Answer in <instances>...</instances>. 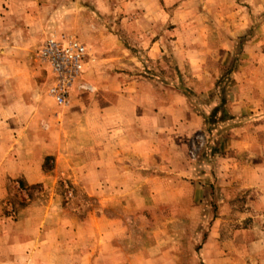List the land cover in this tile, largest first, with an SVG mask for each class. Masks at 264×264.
<instances>
[{
  "label": "crops",
  "instance_id": "crops-1",
  "mask_svg": "<svg viewBox=\"0 0 264 264\" xmlns=\"http://www.w3.org/2000/svg\"><path fill=\"white\" fill-rule=\"evenodd\" d=\"M44 7L0 0L2 20L18 18L36 38L58 17ZM149 30L136 28L134 52L111 33L94 38L95 61L66 107L47 90L3 107L0 200L19 208L10 202L17 217L0 218V264H264V56L237 58L231 45L233 57L210 69L178 61L202 83L195 98L148 72L168 46ZM204 130L215 144L205 168L188 157ZM36 186L48 196L33 198ZM80 194L97 202L82 216L72 209Z\"/></svg>",
  "mask_w": 264,
  "mask_h": 264
},
{
  "label": "rangeland",
  "instance_id": "rangeland-1",
  "mask_svg": "<svg viewBox=\"0 0 264 264\" xmlns=\"http://www.w3.org/2000/svg\"><path fill=\"white\" fill-rule=\"evenodd\" d=\"M37 2L39 6L46 4L44 15L51 13L53 15L58 10V17L49 22L48 35L53 32H65L76 36L88 48L90 55L88 63L95 61L93 52L91 53L94 50V38L99 39L111 33L117 39L121 52L124 50L134 52L136 49L140 50L138 39L141 37L135 33L137 27L151 29L149 31L152 32L154 40H160L165 32L164 42L168 44L165 54L161 59L149 62L151 70L148 72L164 73L171 80L172 90L187 91L194 97H197L196 91L200 89L202 83L193 76L194 71L188 66H185L184 70L178 69L176 65L178 61L184 59L199 63L203 60L210 69L217 57H233L232 51L229 50L231 45L235 47L237 58L241 54L251 58L264 56V0H37ZM2 17L3 14H0V124L8 122L3 107H15L34 100L35 93L46 95L48 86L47 71L37 57L39 45L48 35H39L40 37L36 38L34 34L36 30L24 25L18 18L11 19L9 24L7 20H2ZM19 26L30 28L32 31L25 32L22 36ZM132 27H135V30ZM248 41L250 45L256 44V47L243 50L242 46ZM107 51L117 52L118 48L111 46ZM96 53L94 54L97 55ZM224 83H226L224 79L218 82L220 89L225 90ZM207 87L211 88V85ZM16 90L23 91L22 97L17 96ZM194 97L190 99L194 103L198 102ZM2 132L0 128V139ZM214 148L210 130L196 132L189 139L188 157L195 163L200 162L201 167L205 168L208 163L206 164L204 160ZM43 191L38 186L34 187L31 191L33 198L42 200L48 196ZM15 197V202L19 203L25 199L23 194L18 192L15 193ZM13 199L14 196L8 200L7 198L0 200V218L8 217L10 214L12 218L17 217L13 214V208L19 207ZM77 199L72 206L75 214L82 216L88 210L96 208L97 202L93 198H84L80 194Z\"/></svg>",
  "mask_w": 264,
  "mask_h": 264
},
{
  "label": "built area",
  "instance_id": "built-area-1",
  "mask_svg": "<svg viewBox=\"0 0 264 264\" xmlns=\"http://www.w3.org/2000/svg\"><path fill=\"white\" fill-rule=\"evenodd\" d=\"M37 57L51 79L48 96L56 106L66 107L70 89L81 78L90 60L88 48L73 34L53 32L41 41Z\"/></svg>",
  "mask_w": 264,
  "mask_h": 264
}]
</instances>
